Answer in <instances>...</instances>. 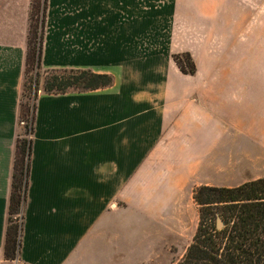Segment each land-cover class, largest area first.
I'll return each mask as SVG.
<instances>
[{
  "label": "crops",
  "instance_id": "1",
  "mask_svg": "<svg viewBox=\"0 0 264 264\" xmlns=\"http://www.w3.org/2000/svg\"><path fill=\"white\" fill-rule=\"evenodd\" d=\"M256 1L48 0L43 69H90L114 82L87 92L41 89L23 264H164L198 230V187L258 179L249 151L257 61L243 60L244 74L222 70L235 66L226 54L240 47ZM32 4L0 0V264H10ZM184 53L195 74L175 60Z\"/></svg>",
  "mask_w": 264,
  "mask_h": 264
},
{
  "label": "trees",
  "instance_id": "2",
  "mask_svg": "<svg viewBox=\"0 0 264 264\" xmlns=\"http://www.w3.org/2000/svg\"><path fill=\"white\" fill-rule=\"evenodd\" d=\"M47 9L48 0H40L39 4L33 0L26 74L30 67H34L36 76L30 86L32 101L24 102L27 82L21 101L20 120L25 121L28 133L17 140L5 243V258L10 262L20 255L21 249L31 168L32 134L40 91V71L43 69ZM174 58L184 73H196V64L190 53L178 54ZM46 71L43 85L46 93H65L71 90L87 92L111 86L114 82L112 75L96 73L90 69ZM194 198L200 206L201 220L192 243L176 264H264V178L236 187L200 186L195 190ZM209 213L215 219L221 215L225 227L219 229L216 223L209 221Z\"/></svg>",
  "mask_w": 264,
  "mask_h": 264
},
{
  "label": "rangeland",
  "instance_id": "3",
  "mask_svg": "<svg viewBox=\"0 0 264 264\" xmlns=\"http://www.w3.org/2000/svg\"><path fill=\"white\" fill-rule=\"evenodd\" d=\"M40 3V0H36ZM238 39L237 46L233 55L226 54V58L235 62V66L226 67L222 69L225 71L226 75L238 74L245 70L246 68H240V63L243 60L253 59L257 61V67L252 69V74L258 77V94H257V117L256 122L252 125L253 129L256 131L257 142L249 147L250 151V161H251V178H262L264 177V0H257L256 5L253 4L252 17L247 20H242L241 28L236 37ZM239 48V49H238ZM251 49V51H250ZM40 91L43 88L44 80L47 75V71L42 69L40 71ZM36 76V68L30 67L28 73L25 75V82H27L28 90L26 91L24 102L30 103L32 100L30 97L33 96V92L30 91L31 81ZM39 91V94H40ZM21 136H27L28 128H26L25 121L21 122ZM30 136V135H29ZM244 173V172H243ZM254 180V179H253ZM216 207V206H215ZM19 222L21 221V216ZM207 219L213 221L217 224L218 220L215 219L211 213L208 214ZM225 225L222 227L224 228ZM219 228V227H218ZM219 228V229H222ZM193 241L189 239L188 243L178 245L174 247V254L167 260H163L164 264H176L186 253V246ZM10 264H23L18 256Z\"/></svg>",
  "mask_w": 264,
  "mask_h": 264
},
{
  "label": "water",
  "instance_id": "4",
  "mask_svg": "<svg viewBox=\"0 0 264 264\" xmlns=\"http://www.w3.org/2000/svg\"><path fill=\"white\" fill-rule=\"evenodd\" d=\"M217 220H218V227L222 228L225 225V221L223 220V218L221 217V215L217 216Z\"/></svg>",
  "mask_w": 264,
  "mask_h": 264
}]
</instances>
